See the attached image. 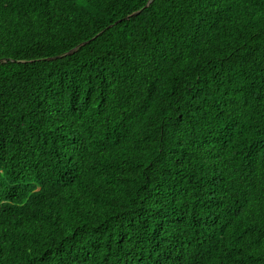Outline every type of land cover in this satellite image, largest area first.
I'll use <instances>...</instances> for the list:
<instances>
[{
  "label": "trees",
  "instance_id": "obj_1",
  "mask_svg": "<svg viewBox=\"0 0 264 264\" xmlns=\"http://www.w3.org/2000/svg\"><path fill=\"white\" fill-rule=\"evenodd\" d=\"M0 264H264V0H0Z\"/></svg>",
  "mask_w": 264,
  "mask_h": 264
}]
</instances>
